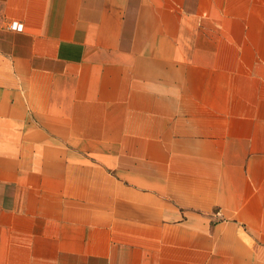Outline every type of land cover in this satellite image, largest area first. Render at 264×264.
Returning a JSON list of instances; mask_svg holds the SVG:
<instances>
[{
    "label": "crops",
    "instance_id": "obj_1",
    "mask_svg": "<svg viewBox=\"0 0 264 264\" xmlns=\"http://www.w3.org/2000/svg\"><path fill=\"white\" fill-rule=\"evenodd\" d=\"M0 264H264V0H0Z\"/></svg>",
    "mask_w": 264,
    "mask_h": 264
},
{
    "label": "built area",
    "instance_id": "obj_2",
    "mask_svg": "<svg viewBox=\"0 0 264 264\" xmlns=\"http://www.w3.org/2000/svg\"><path fill=\"white\" fill-rule=\"evenodd\" d=\"M23 26H24L23 22H20L17 20H14L11 22V27L16 28V29L21 30V29H23Z\"/></svg>",
    "mask_w": 264,
    "mask_h": 264
}]
</instances>
